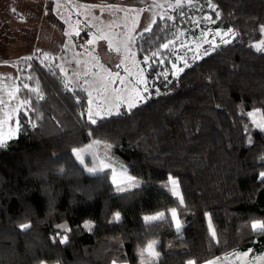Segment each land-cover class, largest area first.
<instances>
[{"label": "trees", "instance_id": "1", "mask_svg": "<svg viewBox=\"0 0 264 264\" xmlns=\"http://www.w3.org/2000/svg\"><path fill=\"white\" fill-rule=\"evenodd\" d=\"M206 14L209 27L235 38L174 76L163 45L196 35L194 21ZM261 41L264 0H183L133 42L153 96L95 124L85 91L67 86L56 58L18 62V108L28 103L17 136L0 147V264H149L140 253L153 242L159 256L151 264L262 254L264 233L250 225L264 221V129L246 114L259 110L264 121V51L254 47ZM92 139L109 144L144 184L116 191L110 171L87 172L73 149ZM169 175L183 188L182 206L165 186ZM159 212L163 220L145 224Z\"/></svg>", "mask_w": 264, "mask_h": 264}, {"label": "rangeland", "instance_id": "2", "mask_svg": "<svg viewBox=\"0 0 264 264\" xmlns=\"http://www.w3.org/2000/svg\"><path fill=\"white\" fill-rule=\"evenodd\" d=\"M163 1L165 3V9L159 8L160 16L167 17L168 13L178 7L179 3L183 0H159L157 2L161 3ZM118 10V14L116 15L102 16V22L99 24L96 22L94 31L90 30L93 31L94 35L107 40L108 46L106 48H97V46H94V43H91V45L88 44L85 47L84 40H76L73 42L75 43V47H68L69 49L65 50V53L54 61L55 65L59 67L68 87L85 91L87 95L85 114L87 117V110L89 108H92L93 112L99 110L103 117L108 116L104 115V112L107 109H112V114L127 111L129 108H127L126 103H123V101L129 96H134V93L131 92L133 87H136L141 91V94L146 97L145 101L153 96L150 93L151 86L149 82H147L144 68L140 65L133 46V29L137 23L138 13L136 10L132 13H130V11ZM105 18L108 20H105ZM194 22L195 27H193V29H195L196 35H190L187 39L183 38L179 45H173L172 41L169 43L170 45L165 48V50H169L172 53V59L169 61L171 62V71L174 76H177L179 73L176 72V69L185 67L189 59L193 57L201 58L204 56L205 50H207L208 53H211L215 49L227 44L223 43L221 36H217L216 33H224L228 32V30H214L209 27L213 22L209 14L204 15V17L200 19L196 18ZM200 22L207 24V26L205 25V28H200ZM83 30V33L87 31L85 28ZM80 35H82V32H80ZM234 38V32L223 37V39L229 41ZM72 49L75 51L76 49L79 51L86 50L91 53L96 52L98 49L99 56H95L94 61L92 56L80 57L81 60L76 62L71 52ZM111 52H115V54ZM144 62L145 64H148L146 63L147 59H145ZM174 65L175 67H173ZM117 73L119 74V77L113 82V78L116 77ZM160 74L166 76L168 75V70L164 67V69L160 71ZM141 77H143L146 83L137 84L138 79ZM121 79H123L124 83L120 82ZM145 88H147V92L143 91ZM89 93H91V96H89ZM143 102H139L137 105ZM116 104L120 105L118 110L115 107ZM250 112L255 115L249 116L248 113ZM246 114L250 118L253 127L261 129L253 122L254 120L256 122H264L261 112L259 110H251L247 111ZM77 150H81L80 155L84 159V167L85 165L87 167H93L94 165L99 167L101 161H103L104 164L109 165V167L103 168V171H110L112 182L115 179V183L113 182V184L116 186V191H120L118 190L120 188L130 190L144 184V181L141 179L134 180L133 176L128 173V164L122 162L119 158L113 155L109 144L99 139H92L86 146ZM76 160L79 162L77 158ZM170 176L171 175H169L168 178ZM127 177H132L133 180H128ZM171 177L177 180L179 191L183 195V188L180 181L178 178ZM168 178L165 182V186L169 183ZM167 188L169 189V187ZM235 253L239 254V258H237L236 255H233L232 252L221 256L219 264H264V252L262 254L245 252L248 253L247 256H244V253ZM146 257L147 254L145 253V258ZM225 257H227V259H225ZM149 259L153 260V258H147L146 260L148 261ZM39 264L56 263L41 261Z\"/></svg>", "mask_w": 264, "mask_h": 264}, {"label": "crops", "instance_id": "3", "mask_svg": "<svg viewBox=\"0 0 264 264\" xmlns=\"http://www.w3.org/2000/svg\"><path fill=\"white\" fill-rule=\"evenodd\" d=\"M157 1L0 0V100L4 102L0 103V135L4 138L12 135L15 138L18 133L10 132V129H15L18 114L13 109L19 107L15 78L18 62L29 60L28 57H45V54L47 58L58 59L65 50L75 47L73 42L76 40H84L85 47L91 45V40L97 48H106L107 40L94 35V27L96 22H102V16L116 15L118 9L130 13L136 10L138 13L133 29L135 39L146 32L145 28L151 29L157 18H163L159 8L165 9V3ZM84 28L87 29L85 33ZM71 52L76 62L81 60L80 57L92 56L94 61V57L99 56L98 49L93 53L78 49H72ZM6 113L11 119L5 124Z\"/></svg>", "mask_w": 264, "mask_h": 264}, {"label": "snow or ice", "instance_id": "4", "mask_svg": "<svg viewBox=\"0 0 264 264\" xmlns=\"http://www.w3.org/2000/svg\"><path fill=\"white\" fill-rule=\"evenodd\" d=\"M189 2H190V0H189ZM12 11L15 12V9H13ZM149 30H150L149 28L144 29V31H149ZM230 33H231V29H229L228 32H224V33L217 32L216 35L221 36L223 43H229L230 41L223 39V37L228 36ZM89 43H92V41H89ZM163 47L167 48L168 44H164ZM254 47H256L258 51H264V41H261L260 44H258V45H254ZM207 54H208V52H207V50H205L204 55H207ZM153 55L155 56V55H157V53H153ZM31 58L32 57H28L27 59L30 60ZM45 58L47 59V54H45ZM173 67H175V65ZM181 71H183V68H177L176 69L177 73L181 72ZM118 77H119V74L117 73L116 77L113 78V82ZM120 82L124 83L123 79H121ZM143 83H146V81L143 79V77L138 79L137 84H143ZM24 87L27 88L28 85H24ZM32 91H38V90L33 89ZM143 91L147 92L148 90H147V88H145ZM131 92L134 93V96H129L127 99H125L123 101V103H126L127 108H129V109L136 107L137 103L143 102L146 99V97L144 95H142L141 91L136 87H133L131 89ZM89 96H91V93H89ZM42 98L43 97H41V99ZM0 103H4V102L2 100H0ZM27 103H28V101L20 102V108H23V106ZM90 103H91V101H90ZM115 107L118 110L120 105L116 104ZM20 108L13 109V111L19 112ZM87 114H88V119L91 121L92 124H95L97 122L95 119V117H97V116H99L101 119H103V116H101V112L99 110L93 112L92 108H89L87 110ZM111 114H112V109H107L104 112V115H111ZM25 115H26V113H25ZM248 115L254 116L255 114L250 112V113H248ZM5 116L7 117V119H5V121H4V123L6 124L8 122V119H11V117H9L7 113L5 114ZM253 122L256 124L257 127L264 129V122H256L255 120ZM33 126H35V125L33 124ZM19 130H20V123H19V120H17L15 129H10V132L11 131H19ZM12 138H14L12 135H9L7 138H4L2 135H0V147H6L7 146V139H12ZM249 142L251 143V141H249ZM80 151L81 150L73 149V153L76 156V158L79 160L80 164L84 165L85 162H84V159L80 155ZM261 159L264 160V157H261ZM85 167L90 174H95L99 171H103V168L109 167V165L104 164V162L101 161L99 167L95 166V165L93 167H87L85 165ZM259 175H260V178L262 180H264V172H261ZM127 179L133 180L132 177H127ZM168 180H169V183L166 186L169 187L171 194L178 198L179 204L181 206L184 205V198H183V195L179 191V184H178L177 180L172 178L171 176L168 178ZM113 182L115 183V179L113 180ZM118 190L123 191L124 189L120 188ZM168 212H169L170 216L172 217V219H174L176 221V229L179 232L182 225H181L180 220H179L178 215H177V209L172 208V209H169ZM164 218H165V213L159 212L156 215L144 217V222H145V224H151L155 221L163 220ZM119 219H120V214L116 213L114 216V220L119 221ZM85 226L87 227L88 225L86 224ZM29 227H30V224L20 225V228L22 230L28 229ZM60 227H64V226H60ZM250 227L254 232L264 233V221L256 220V221L251 223ZM209 229H210V235H211L212 239L215 240L216 232L214 229H212L211 222H209ZM66 241H67L66 236L62 237L60 240L61 243H65ZM154 244H155V242L148 244L144 249L141 250L140 255L143 257V256H145V253H146L147 254L146 259L147 258H153V259L157 258L159 256V254L154 251ZM233 255H236L237 258H239V254L233 253ZM243 255L247 256L248 253H244ZM220 259H221L220 257H216L213 260L206 261L205 264H219ZM225 259H227V257H225ZM113 264H116V262L113 261ZM149 264H151L150 259H149ZM188 264H196V261L195 260H189Z\"/></svg>", "mask_w": 264, "mask_h": 264}]
</instances>
